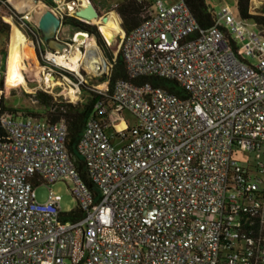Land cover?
I'll list each match as a JSON object with an SVG mask.
<instances>
[{"label": "built area", "instance_id": "1", "mask_svg": "<svg viewBox=\"0 0 264 264\" xmlns=\"http://www.w3.org/2000/svg\"><path fill=\"white\" fill-rule=\"evenodd\" d=\"M53 2L62 22L76 17L74 1ZM149 16L119 34L129 79L111 90L115 130L90 120L77 145L97 194L65 124L1 118L0 264H264V34L228 11L204 29L182 0H154ZM59 55L45 49L51 65ZM151 77L185 96L136 83ZM63 180L81 220H64L53 191L36 198Z\"/></svg>", "mask_w": 264, "mask_h": 264}, {"label": "rangeland", "instance_id": "2", "mask_svg": "<svg viewBox=\"0 0 264 264\" xmlns=\"http://www.w3.org/2000/svg\"><path fill=\"white\" fill-rule=\"evenodd\" d=\"M2 1L3 3H1L0 5V20L10 25V29H8V44L5 47L7 58H3V60L1 59L0 61V80H3L5 83V88L1 96L5 97V105L8 108L17 109L21 111L20 114L22 115H25V111L36 110L38 108V105L34 102L35 99L33 98V94H35L37 91L46 92L56 98H63L69 102L76 103L79 102L82 97L80 95L81 85H85L87 88L91 89L96 88L98 90H102L104 88L105 84L101 81V78L104 76L107 67L110 66V60L108 58L111 57V55L113 57H116L120 52V38H118L119 40L117 42L111 44L107 40L105 35L100 32L101 30L99 29V25L92 22V24L98 27L101 36L105 40L106 48L100 47L95 37H90L87 43L77 45V43H75L74 41L69 40H73L75 37H73V35L79 30L76 31L71 27L63 25L60 32V37L71 44L70 50L66 52L69 60H74V57L77 55L78 50H80L82 55L79 64H76L75 67H72L70 70H66L69 75H59L58 71L60 72V69L57 67L58 65L56 64L57 66H55L51 65L52 63L49 64L44 57L47 43L43 45L40 39L36 40L32 32H30L29 30V28H36V26L34 25V18L36 11L39 10V8L37 7L38 5H35L29 0ZM20 1H23V5ZM73 1L77 3V6L75 7L76 11L86 3L88 4L86 0H62L61 2L71 3ZM91 1L97 7L102 18L109 17L110 19H112L110 14L116 13L114 7L117 4L124 2L125 0ZM149 1L154 2V0ZM163 1L165 5H171L176 3L178 0ZM205 1L209 10L213 14H220L223 11H228L234 13L235 16H238L236 0ZM9 2H11V4ZM251 2V12L253 14H257L264 7V0H251ZM54 5H52V7ZM12 16L17 22L14 19H11ZM26 17L28 18L27 20L25 19ZM6 18L9 19L10 22H8ZM119 19L121 20L120 17ZM248 23L249 26H252L250 22ZM12 24H15V26L17 25V27L28 37V39L33 44V55L32 57L26 58V61L22 66V72L24 74L26 84L20 83V81L14 76V64L11 61L10 57L8 59L10 39L13 27ZM118 30L119 34H121L122 31L119 28ZM6 41V36L0 32V51L3 50V45ZM92 42H94L99 47L103 55L101 70L97 74H94L89 61L85 58L89 51V48L93 45L91 44ZM76 68H78L77 71ZM79 82H82V84L80 85V90L78 91L76 87L72 85V83L77 85ZM122 118L123 119H120V121L122 122L124 120L129 127H133L137 124L136 118L128 111L122 113ZM72 187L73 184L69 180H63L51 186L42 184L35 188L36 198L40 203H45L48 199L50 191H53L56 195L61 196L62 211L64 213H69L78 207V204L71 193Z\"/></svg>", "mask_w": 264, "mask_h": 264}, {"label": "trees", "instance_id": "3", "mask_svg": "<svg viewBox=\"0 0 264 264\" xmlns=\"http://www.w3.org/2000/svg\"><path fill=\"white\" fill-rule=\"evenodd\" d=\"M45 2L52 6L54 5L53 0H38ZM184 1L192 11L193 15L197 19L198 23L202 28L207 29L215 24L214 14L209 10L205 0H182ZM237 13L240 18L248 22L254 23L258 29L264 34V7L257 13L251 12V0H236ZM1 5V3H0ZM153 6V2L149 0H125L122 3L117 4L114 7L116 13H111L112 19L117 23L118 28L129 34L134 31L140 25L145 23L149 19V10ZM121 18V24L120 19ZM65 26L71 27L76 31L85 32L90 37H95L100 47L106 48V43L101 36L98 27L94 24L79 19L77 17H67L63 20ZM8 29L10 25L0 20V32L6 36L7 41L3 45V50L0 51V61L3 58H7V52L5 47L8 44ZM30 32L34 35L36 40H41L43 45L46 44L41 31L37 28H29ZM7 32V35H6ZM103 35V34H102ZM4 55V57H3ZM9 59V54H8ZM110 60V66L107 67L104 76L101 81L104 82L109 80L110 89L105 93H99L93 91L91 88H87L85 85H81V100L77 103L67 102L63 98H56L46 92L37 91L33 94L35 103L38 105L36 110L25 111V116L40 119L50 124L63 123L68 129V141L67 147L74 158L78 167L79 173L87 185L97 191L93 187L84 167L83 162L79 159L77 154V145L81 139L82 133L88 121L98 120L106 132L114 131L113 124L111 123L110 113L113 109V100L111 98V90L113 85L118 80H128V74L126 64L123 59L121 51L116 57L108 58ZM66 75H69L66 72ZM145 82H151L154 86L162 87L168 92L184 97V91L178 86L177 83L159 79L155 77L143 78L136 81L137 84ZM5 83L0 80V92H3ZM21 111L17 109L8 108L5 105V97L1 96L0 99V141H3L7 137V133L1 126V118L6 114H18ZM23 112V111H22ZM83 218V211L78 206L76 209L65 214V221H77Z\"/></svg>", "mask_w": 264, "mask_h": 264}, {"label": "bare ground", "instance_id": "4", "mask_svg": "<svg viewBox=\"0 0 264 264\" xmlns=\"http://www.w3.org/2000/svg\"><path fill=\"white\" fill-rule=\"evenodd\" d=\"M79 1H84V0H79ZM20 2L22 4L23 1ZM87 5L88 4L86 3L82 7H86ZM72 6L73 5L71 4V7ZM37 7L39 8V10L45 9V7L42 4H38ZM6 20L10 22L9 19L6 18ZM93 23H97L99 25V29L111 44H113L115 39L119 36L117 23L112 19H110L109 17H107L106 22H104L103 19H99L94 21ZM12 26L13 27H12V33L10 39L9 57L14 64V76L20 81V83L26 84V80L22 72V66L25 63L26 58L32 57L33 44L28 39V37L17 27V25L15 26V24H12ZM87 41H88L87 33H78L74 39V42L77 43V45L87 43ZM91 44L93 45L89 48V51L85 58L89 61L91 69L94 72V74H97L101 70L103 55L99 47L94 42H92ZM81 55L82 54L80 50H78L77 55L74 57V60L72 61L69 60V57L67 56L66 52L60 54L59 56L52 57V59L55 60V63L58 66H62L63 68L70 70L72 67H75L76 64H79V62L81 61ZM77 69L78 68H76V71ZM122 128H125L124 123L118 126V129H122Z\"/></svg>", "mask_w": 264, "mask_h": 264}, {"label": "water", "instance_id": "5", "mask_svg": "<svg viewBox=\"0 0 264 264\" xmlns=\"http://www.w3.org/2000/svg\"><path fill=\"white\" fill-rule=\"evenodd\" d=\"M33 2L35 5L42 4L45 9H40L35 14L34 25L37 29H39L44 37L45 42L47 43V47L50 51L55 53L63 54L67 52L71 48V44L68 43L65 39H59L60 32L64 23L58 17L57 13L55 12L54 8L45 2L38 1V0H29ZM53 1H62V0H53ZM88 5L86 7H80L75 12V16L79 19H82L87 22H94L99 19H103L106 22L107 17H101L100 12L98 11L97 7L91 0H86ZM121 24V22H120ZM122 27V24H121ZM123 29V27H122ZM77 33H83L78 31ZM75 33L73 37L77 34ZM125 34V30L122 31ZM117 37L114 42H117L119 39ZM74 41V39L69 40ZM113 42V43H114Z\"/></svg>", "mask_w": 264, "mask_h": 264}, {"label": "crops", "instance_id": "6", "mask_svg": "<svg viewBox=\"0 0 264 264\" xmlns=\"http://www.w3.org/2000/svg\"><path fill=\"white\" fill-rule=\"evenodd\" d=\"M10 4H11V2H9ZM37 12V11H36ZM112 17V16H111ZM1 18V17H0ZM59 39H61L62 40V38L60 37V35H59ZM46 49V48H45Z\"/></svg>", "mask_w": 264, "mask_h": 264}, {"label": "flooded vegetation", "instance_id": "7", "mask_svg": "<svg viewBox=\"0 0 264 264\" xmlns=\"http://www.w3.org/2000/svg\"><path fill=\"white\" fill-rule=\"evenodd\" d=\"M61 40V39H60ZM48 48V47H47Z\"/></svg>", "mask_w": 264, "mask_h": 264}]
</instances>
